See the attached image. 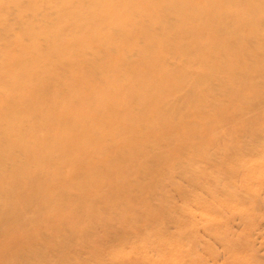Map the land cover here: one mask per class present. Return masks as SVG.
Here are the masks:
<instances>
[{
  "label": "bare ground",
  "instance_id": "obj_1",
  "mask_svg": "<svg viewBox=\"0 0 264 264\" xmlns=\"http://www.w3.org/2000/svg\"><path fill=\"white\" fill-rule=\"evenodd\" d=\"M262 42L264 0H0V260L99 222L98 200L114 206L121 174L148 146L184 134L201 142L221 122L202 111L203 86L218 76L244 105L218 103L221 124L259 129L264 111L248 113L264 104L255 84L264 67L246 77L241 55ZM170 55L184 68L172 70Z\"/></svg>",
  "mask_w": 264,
  "mask_h": 264
},
{
  "label": "rangeland",
  "instance_id": "obj_2",
  "mask_svg": "<svg viewBox=\"0 0 264 264\" xmlns=\"http://www.w3.org/2000/svg\"><path fill=\"white\" fill-rule=\"evenodd\" d=\"M251 42L246 43L249 49ZM143 45L141 39L138 47ZM247 52L241 55L246 63L242 73L250 77L257 63L264 67V42L256 52ZM139 56L135 52L129 58ZM207 59L212 63L214 57ZM186 62L178 56L167 59L172 70L184 68ZM199 66L193 61L188 69L198 73ZM255 84L259 98L264 94V75ZM227 85L218 76L203 86L202 111L221 122L224 114L218 103L244 106L227 97ZM217 87L223 88L217 93ZM192 89L187 87L172 102L181 101ZM262 111L264 104L248 114L251 118ZM221 122L202 133L201 142L184 134L178 141L169 138L155 148L148 146L146 157L138 154L121 174L118 183L127 188L115 200L108 199L114 200V206L106 209L104 201L98 200L99 222L78 229L75 236L76 225L69 226L56 233L57 243L45 237L50 243L25 246L15 258L0 264H264V124L252 129L237 121ZM28 173L45 180L36 172ZM115 184L109 182L108 189ZM71 198L86 205L80 196ZM25 211L33 214L31 206ZM56 213L60 212L48 209L43 216ZM1 236L0 248H5ZM14 248L21 246L14 244Z\"/></svg>",
  "mask_w": 264,
  "mask_h": 264
}]
</instances>
